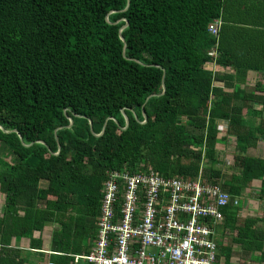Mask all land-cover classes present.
I'll return each instance as SVG.
<instances>
[{
    "label": "trees",
    "instance_id": "1",
    "mask_svg": "<svg viewBox=\"0 0 264 264\" xmlns=\"http://www.w3.org/2000/svg\"><path fill=\"white\" fill-rule=\"evenodd\" d=\"M214 47L233 73L204 68ZM250 71L263 80L247 90ZM259 141L264 0H0V264H32L11 240L42 250L33 233L47 226L53 262L88 254L107 172L123 167L221 180L240 204L225 208L217 256L228 264L238 245L264 264V210L240 218L255 179L264 200V157L248 153Z\"/></svg>",
    "mask_w": 264,
    "mask_h": 264
},
{
    "label": "built area",
    "instance_id": "2",
    "mask_svg": "<svg viewBox=\"0 0 264 264\" xmlns=\"http://www.w3.org/2000/svg\"><path fill=\"white\" fill-rule=\"evenodd\" d=\"M220 18L208 26L218 36ZM204 68L214 76L233 73L215 61ZM228 125L218 123L219 135ZM100 214L93 247L75 261L88 264H217L216 237L225 219V208L238 206L240 199L223 188L219 179L162 176L154 170H111L103 182ZM221 231V230H220ZM227 233V232H224ZM38 264H56L40 261Z\"/></svg>",
    "mask_w": 264,
    "mask_h": 264
},
{
    "label": "crops",
    "instance_id": "3",
    "mask_svg": "<svg viewBox=\"0 0 264 264\" xmlns=\"http://www.w3.org/2000/svg\"><path fill=\"white\" fill-rule=\"evenodd\" d=\"M253 78L256 81L257 80L260 81V80H263V75L260 74V73L254 72V71H250L249 75H248V80H252ZM247 83L250 84L249 81ZM222 136H225V135H221V136L219 135V138H221ZM228 138H230L229 141H232V143H234V145H235V143H236L235 137L234 136H228ZM226 141L227 140H222L221 139L220 142H219L220 144L219 143L217 144V146H218L220 151H222L221 150V145H223V148H224V143ZM258 144H259V142H258ZM256 147H258V145ZM259 157H261V156H259ZM260 182H261L260 180L255 179V180H253V182L251 184L253 186L255 185V187H256V189H255L256 192L255 193L256 194H258V192H259ZM250 189H251L250 186H248L246 188L245 192H244L245 194H243V196H242L243 199H242V205H241L242 207H241L240 214L242 215V213H243L242 217H246L245 214L247 216H249V217L262 216V215L256 216V215H254V213H251L252 215H250V214L248 215L247 214V213H250V212H248V207H251L252 205H254V207L256 208L254 210H258L259 204H254L253 202H258L259 203V201H261L259 199H256L255 197L248 198V196H249L248 193H249ZM262 202L264 203V200H262ZM259 212H261V210H258V213ZM255 213H256V211H255ZM0 216H1V214H0ZM51 230H52V227L51 226H47V227H45V229L42 232L34 231V233H33V237L34 238H36V239L40 238V237L42 238V241H43L42 242L43 243L42 250L31 248L32 241L29 238H25V237L20 238L19 240L13 238L11 240V246L14 247V248H20L25 255L30 256L32 264H38V262H40V261L51 260L50 259V253H51V251H50ZM224 240H225V242H227L228 238L226 237ZM233 248H234V250L232 252V256L229 259V263L228 264H260V263H258V262L253 260L254 259V255H252L250 253L249 254L245 253L244 251H242L239 248L238 245L233 246ZM38 251L44 252L43 255H39ZM38 257L39 258L41 257V259L38 260ZM75 264H88V263L85 260H83V261L78 260V261H75ZM219 264H227L224 256H220Z\"/></svg>",
    "mask_w": 264,
    "mask_h": 264
},
{
    "label": "rangeland",
    "instance_id": "4",
    "mask_svg": "<svg viewBox=\"0 0 264 264\" xmlns=\"http://www.w3.org/2000/svg\"><path fill=\"white\" fill-rule=\"evenodd\" d=\"M250 84H246V89L249 90V89H252L256 83V80L253 78L252 80H248ZM260 108V107H259ZM230 138L227 137V141L224 143V148H223V145H221V152H220V158L221 160H223L224 162V165H223V170H225L226 172H229L231 171V167L233 165V154H234V143H232V141H229ZM232 140V139H231ZM220 144V143H219ZM258 147H254V148H250L248 153L252 154V155H257V156H261V157H264V141H259V144H257ZM231 168V169H230ZM250 191H249V196L248 198H253L255 197L257 199V194L255 193V185H250ZM245 194V193H244ZM3 201H4V197L3 195L0 193V214H1V208H2V204H3ZM254 204H259V208L258 210H261V212L258 213V210H254L256 209L254 207V205H252L251 207H248V212L250 213H247L248 215H252L251 213H254V215L258 216V215H262V211L264 210V203L262 201H259L258 202H253ZM252 203V204H253ZM261 206V207H260ZM256 211V213H255ZM243 215V213H242ZM240 214V216H242ZM245 216H247L245 214ZM248 217V216H247ZM241 220L244 218V217H240ZM49 233V232H48ZM229 233V232H227ZM233 235V233H230L228 235H225V238L227 237L228 238V242L230 243V237ZM218 239H221V235L218 237Z\"/></svg>",
    "mask_w": 264,
    "mask_h": 264
},
{
    "label": "water",
    "instance_id": "5",
    "mask_svg": "<svg viewBox=\"0 0 264 264\" xmlns=\"http://www.w3.org/2000/svg\"><path fill=\"white\" fill-rule=\"evenodd\" d=\"M128 3H129V0H128ZM127 25V23L123 26V27H125ZM121 38L123 39V37L121 36ZM163 89L165 90V85L163 84ZM145 115V114H144ZM71 122H72V120H71ZM127 124H128V120H127ZM126 124V125H127ZM90 125H91V123H90ZM103 130H104V128H103Z\"/></svg>",
    "mask_w": 264,
    "mask_h": 264
}]
</instances>
